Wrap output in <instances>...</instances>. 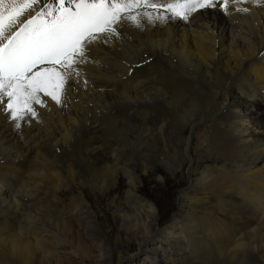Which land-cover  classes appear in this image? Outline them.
<instances>
[{
    "label": "bare ground",
    "instance_id": "obj_1",
    "mask_svg": "<svg viewBox=\"0 0 264 264\" xmlns=\"http://www.w3.org/2000/svg\"><path fill=\"white\" fill-rule=\"evenodd\" d=\"M117 28L61 104L0 109V264H264V0ZM144 176L185 181L168 221Z\"/></svg>",
    "mask_w": 264,
    "mask_h": 264
},
{
    "label": "snow or ice",
    "instance_id": "obj_2",
    "mask_svg": "<svg viewBox=\"0 0 264 264\" xmlns=\"http://www.w3.org/2000/svg\"><path fill=\"white\" fill-rule=\"evenodd\" d=\"M214 7L227 10L228 0H0V109L18 128L42 96L61 104L87 46L119 38L117 25L187 21Z\"/></svg>",
    "mask_w": 264,
    "mask_h": 264
},
{
    "label": "rangeland",
    "instance_id": "obj_3",
    "mask_svg": "<svg viewBox=\"0 0 264 264\" xmlns=\"http://www.w3.org/2000/svg\"><path fill=\"white\" fill-rule=\"evenodd\" d=\"M143 178L144 182L138 184L139 194L152 199L157 204L161 213V222L168 221V219L172 217L174 207L178 205V193L184 188L185 181L181 178L179 183H176L174 180L170 179V177L164 180L158 179L155 176H144ZM165 180H167V183H165ZM124 188L125 182L122 183L121 194H123ZM90 200L93 208H95L97 212L101 211L100 214L105 215L110 223L112 222V225H114V220L112 218L113 210L108 207L107 199L101 198L100 200L91 195Z\"/></svg>",
    "mask_w": 264,
    "mask_h": 264
}]
</instances>
